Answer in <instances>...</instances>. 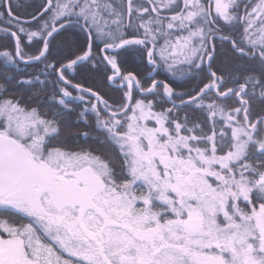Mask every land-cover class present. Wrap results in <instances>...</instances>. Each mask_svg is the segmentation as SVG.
I'll use <instances>...</instances> for the list:
<instances>
[{
  "label": "snow or ice",
  "instance_id": "obj_1",
  "mask_svg": "<svg viewBox=\"0 0 264 264\" xmlns=\"http://www.w3.org/2000/svg\"><path fill=\"white\" fill-rule=\"evenodd\" d=\"M0 264H264V0H0Z\"/></svg>",
  "mask_w": 264,
  "mask_h": 264
},
{
  "label": "trees",
  "instance_id": "obj_2",
  "mask_svg": "<svg viewBox=\"0 0 264 264\" xmlns=\"http://www.w3.org/2000/svg\"><path fill=\"white\" fill-rule=\"evenodd\" d=\"M24 2H25L26 4H31V3H33V2H35V3H39V0H24ZM31 10H32L31 8H28V11H31ZM134 63L138 64L139 61L136 60V61H134ZM19 71H22V72H29V73H31V72L39 71V69H38V68H32V67L25 68V67L22 65V66H21V69H19ZM163 75H166V74H163ZM163 75H162L161 78H163ZM81 127H82V125H81Z\"/></svg>",
  "mask_w": 264,
  "mask_h": 264
}]
</instances>
